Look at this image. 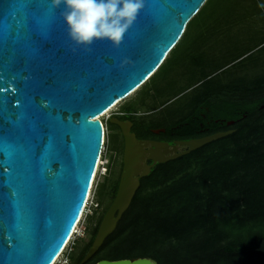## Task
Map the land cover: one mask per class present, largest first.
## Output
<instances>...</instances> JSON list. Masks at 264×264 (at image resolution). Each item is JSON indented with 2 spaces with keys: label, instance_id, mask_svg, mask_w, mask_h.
Instances as JSON below:
<instances>
[{
  "label": "water",
  "instance_id": "95a60500",
  "mask_svg": "<svg viewBox=\"0 0 264 264\" xmlns=\"http://www.w3.org/2000/svg\"><path fill=\"white\" fill-rule=\"evenodd\" d=\"M205 2L144 0L118 48L96 40L90 51L73 52L76 46L60 16L63 5L52 9L50 0H0V264L53 263L90 193L104 141L99 116L156 72ZM111 122L124 140L122 171L83 261L115 228L140 177L150 170L143 163L142 141L129 131L131 122ZM230 132L192 138L182 153L153 161L173 159ZM257 250L264 252V239ZM95 264L157 262L136 257Z\"/></svg>",
  "mask_w": 264,
  "mask_h": 264
},
{
  "label": "trees",
  "instance_id": "16d2710c",
  "mask_svg": "<svg viewBox=\"0 0 264 264\" xmlns=\"http://www.w3.org/2000/svg\"><path fill=\"white\" fill-rule=\"evenodd\" d=\"M191 24L199 30L182 51L189 84L178 87L166 75L153 80L161 64L120 106L118 118L130 121L139 137L231 132L154 164L115 228L83 261L115 196L122 161L117 170L109 168L86 218L87 238L73 240L68 264L136 257L157 264H264L257 250L264 239V0H206L186 27ZM236 27L240 33L228 47L207 44L224 30L230 37ZM180 93L158 119L136 121L147 100L157 108ZM158 128L164 131L155 134ZM120 137L114 150L123 153Z\"/></svg>",
  "mask_w": 264,
  "mask_h": 264
},
{
  "label": "rangeland",
  "instance_id": "374dc122",
  "mask_svg": "<svg viewBox=\"0 0 264 264\" xmlns=\"http://www.w3.org/2000/svg\"><path fill=\"white\" fill-rule=\"evenodd\" d=\"M186 28H185L186 32L184 35L182 34L183 36H181L180 40L177 42L178 43L177 46L175 45L172 48V50L168 53L166 59L163 61L162 63L163 65L160 67L159 70L157 69L158 73L154 76L153 79L156 82H158L159 79L162 80L163 77L166 75L169 77L168 81L174 82L175 84L178 85V87L179 86L183 87L189 84L191 75L189 74V66L182 64L183 63L182 51L185 47L190 46L193 37L195 36V34L199 29L196 24H191ZM239 30L240 28L236 27V29H234L232 34L230 35L231 38L228 36L227 33L228 30H224L222 31V35L218 36L217 38L215 36L209 37L210 39L207 44L211 43L212 47L224 49L231 44V41L233 39L236 38L235 35L240 33ZM241 30L243 31L242 27ZM140 88L141 86L132 94L118 101L111 109L107 110V112H105L103 115L100 116V119L104 123V145L99 155L100 159L98 158L99 160L98 163L96 164L97 166L93 174V182L91 184V189L87 200L88 204H86L79 218V221L77 222V225L75 227V233L71 235L68 243L66 244L65 248L58 257L59 262L65 256L66 252L69 250V247L72 245L73 240L79 237L82 240H85L87 238V231L84 229V226L86 225L87 215L91 214L93 208L96 206V189L98 185L104 181V176H106V174L109 172V168L111 170L114 169L117 170L120 161H122L123 153H121L119 150H114L115 147H117L118 145V139L119 141L121 139L120 137L122 136V132L120 131L121 129L113 125L115 124L113 122L111 123V127H109V124H107V120H109L112 114H115V112L119 110L120 106L124 102L133 99ZM183 93L178 94L173 99L169 100L164 105L158 106L157 108H152L153 107L152 101L147 100L146 105L138 107V112L136 114L139 117L136 118V121H138L139 123L140 121L147 122L152 119H158L162 115L163 111L172 107V105H169L168 103H170L172 100L174 101Z\"/></svg>",
  "mask_w": 264,
  "mask_h": 264
},
{
  "label": "clouds",
  "instance_id": "9594fccd",
  "mask_svg": "<svg viewBox=\"0 0 264 264\" xmlns=\"http://www.w3.org/2000/svg\"><path fill=\"white\" fill-rule=\"evenodd\" d=\"M61 5L66 34L76 46L73 52L77 47L90 51L96 40H108L118 48L145 6L144 0H50L52 9Z\"/></svg>",
  "mask_w": 264,
  "mask_h": 264
},
{
  "label": "flooded vegetation",
  "instance_id": "af4514ba",
  "mask_svg": "<svg viewBox=\"0 0 264 264\" xmlns=\"http://www.w3.org/2000/svg\"><path fill=\"white\" fill-rule=\"evenodd\" d=\"M117 114H118L117 112H115V114H112V116L109 118V121L111 122L112 118L119 119ZM119 120L130 122V121L124 120V119L123 120L119 119ZM154 130H156V129H153V132H154ZM129 131L133 132L132 131V123L130 125ZM154 133L156 134V132H154ZM202 136H205V135H202ZM135 137L138 140L142 141L141 146H142V149L144 150V153H143L144 154V161H143V163L150 165V169H151L154 164L159 163L157 160L153 161V159H155V158L157 159L160 157H167V156L174 155V154H180L187 149V146L184 143L185 141H188L192 138H198L201 136L192 137V138H185V139H180V138L178 139V138H172V137L171 138L170 137H160L158 134H156L154 136H145V137H139V136H136V134H135ZM150 141L157 143L161 147L160 148L152 147L150 144ZM144 143H147V144L144 145ZM123 147H124V140H123ZM168 160H170V159H168ZM142 170L143 169H140L139 172H141Z\"/></svg>",
  "mask_w": 264,
  "mask_h": 264
},
{
  "label": "built area",
  "instance_id": "2783aa9c",
  "mask_svg": "<svg viewBox=\"0 0 264 264\" xmlns=\"http://www.w3.org/2000/svg\"><path fill=\"white\" fill-rule=\"evenodd\" d=\"M103 145H104V141H103V144H102V148H103ZM102 151V150H101ZM89 197V196H88ZM87 200H88V198H87ZM86 204H88L87 203V201H86ZM86 204L84 205V208H85V206H86ZM83 208V209H84ZM76 227V226H75ZM75 233V232H74ZM68 243V242H67ZM66 243V244H67ZM66 246V245H65ZM65 248V247H64ZM63 248V249H64ZM63 249L61 250V252L63 251ZM70 251V247H69V250L66 252V254H65V256L62 258V260L59 262V260H58V257L60 256V254H61V252L59 253V255L56 257V259L53 261V263L52 264H68L69 263V256H68V252Z\"/></svg>",
  "mask_w": 264,
  "mask_h": 264
},
{
  "label": "bare ground",
  "instance_id": "6f19581e",
  "mask_svg": "<svg viewBox=\"0 0 264 264\" xmlns=\"http://www.w3.org/2000/svg\"><path fill=\"white\" fill-rule=\"evenodd\" d=\"M117 102H118V101H117ZM117 102H116V103H117ZM116 103H114L109 109H111ZM109 109H108V110H109ZM106 112H107V111H106ZM103 114H104V113H102L101 115H103ZM99 117H100V116H99ZM159 147H161V146L159 145ZM136 148H140V146L136 145ZM97 163H98V161H97ZM79 218H80V217H79ZM76 225H77V224H76ZM72 232H75V227H74V229L72 230ZM70 237H71V236H69V239H70ZM68 241H69V240H68Z\"/></svg>",
  "mask_w": 264,
  "mask_h": 264
}]
</instances>
